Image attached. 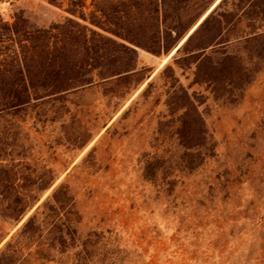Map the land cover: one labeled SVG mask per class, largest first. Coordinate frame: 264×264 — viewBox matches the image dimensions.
I'll return each instance as SVG.
<instances>
[{"label":"rangeland","instance_id":"rangeland-1","mask_svg":"<svg viewBox=\"0 0 264 264\" xmlns=\"http://www.w3.org/2000/svg\"><path fill=\"white\" fill-rule=\"evenodd\" d=\"M55 1L62 7L0 0V25L16 16L41 28L60 22L69 0ZM263 46L242 54L249 82L232 93L191 84L173 63L176 49L136 47L148 78L92 85L24 120L0 118V249L56 194L86 250L54 247L43 264H264ZM169 64L200 101L204 127L187 119L199 127L194 140L174 109ZM16 194L38 197L19 221L1 213V200ZM24 257L17 264L36 263Z\"/></svg>","mask_w":264,"mask_h":264},{"label":"trees","instance_id":"trees-1","mask_svg":"<svg viewBox=\"0 0 264 264\" xmlns=\"http://www.w3.org/2000/svg\"><path fill=\"white\" fill-rule=\"evenodd\" d=\"M217 1L90 0L86 5V0H69L64 8L69 16L46 28L31 26L22 16L1 24L0 118L24 120L92 85L148 78L150 73L143 76L145 68L138 67L136 47L155 55L176 49L173 63L191 73V84L213 91L228 88L229 93L242 89L249 82L242 73V54L264 44V0H220L201 20ZM50 2L62 7L55 0ZM165 72L171 73L170 83L175 86L173 104L181 127L194 140L199 127L187 119L192 117L204 127L200 101L194 103L171 64ZM1 180L4 190L11 188L7 175ZM52 180L38 189L49 187ZM61 189L67 187L61 185L57 191ZM37 199V195L21 194L2 199L1 213L19 221ZM64 202L53 194L44 205L50 203L49 212L37 208L0 249V264H17L31 255L36 257L35 264H43L50 260L49 249L63 252L77 247L76 242L86 250L76 225L71 226L57 211Z\"/></svg>","mask_w":264,"mask_h":264},{"label":"water","instance_id":"water-1","mask_svg":"<svg viewBox=\"0 0 264 264\" xmlns=\"http://www.w3.org/2000/svg\"><path fill=\"white\" fill-rule=\"evenodd\" d=\"M218 2H219V1H218ZM216 4H217V3H216ZM216 4H215V5H216ZM215 5H214V6H215ZM213 8H214V7L210 8L209 11H208V12H207V13L201 18V20H202V19H203V18H204V17H205V16H206V15H207L212 9H213ZM201 20H200V21H201ZM200 21H199V22H200ZM190 32H191V31H190ZM183 40H185V38H184ZM182 42H183V41H182Z\"/></svg>","mask_w":264,"mask_h":264},{"label":"bare ground","instance_id":"bare-ground-1","mask_svg":"<svg viewBox=\"0 0 264 264\" xmlns=\"http://www.w3.org/2000/svg\"><path fill=\"white\" fill-rule=\"evenodd\" d=\"M174 51V50H173ZM173 51L171 53H173ZM169 57V56H168Z\"/></svg>","mask_w":264,"mask_h":264}]
</instances>
